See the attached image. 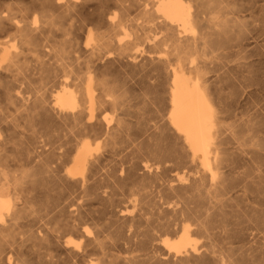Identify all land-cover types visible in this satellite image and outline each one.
Masks as SVG:
<instances>
[{
    "label": "bare ground",
    "instance_id": "6f19581e",
    "mask_svg": "<svg viewBox=\"0 0 264 264\" xmlns=\"http://www.w3.org/2000/svg\"><path fill=\"white\" fill-rule=\"evenodd\" d=\"M0 87V264H264V0H0Z\"/></svg>",
    "mask_w": 264,
    "mask_h": 264
},
{
    "label": "rangeland",
    "instance_id": "374dc122",
    "mask_svg": "<svg viewBox=\"0 0 264 264\" xmlns=\"http://www.w3.org/2000/svg\"><path fill=\"white\" fill-rule=\"evenodd\" d=\"M29 60H30V62H29ZM29 60H27L28 62H26V64H25V66H28L27 68H30V70H27V71H25V74H27V76L30 78H23L22 77V75H19V77H20V79H19V81H17L16 83L18 84V85H20V86H22V89L25 91V92H29L30 91V89L32 88V87H38V86H46L45 88H49L50 86H51V82H50V80L49 79H46V78H44V79H42L41 78V75L40 74H38V72H36V70L34 69V67H35V62H33V60H31V59H29ZM32 62V63H31ZM28 63V64H27ZM34 64V65H33ZM29 73V74H28ZM31 76V77H30ZM34 77V78H33ZM38 79V80H37ZM46 79V80H45ZM33 80H34V82H33ZM48 80V81H47ZM25 81V82H24ZM44 81H46V82H44ZM27 82H30V85H29V83H27ZM31 82H32V84H31ZM38 82V83H37ZM38 84V86H37V84ZM39 83H40V85H39ZM25 85H27V86H25ZM28 85H29V87H28ZM0 90H1V87H0ZM147 91V90H146ZM150 91L148 90L147 91V96H146V93H145V100H146V105H145V108H143V110H142V112H143V115L146 117V119L148 120V122L150 123L151 122V124H154L155 123V121L156 122H158L159 121V117L158 116H160V115H157V113H159L160 114V112H161V108H160V104H159V106H158V102L155 100H153L152 99V97H153V94L150 92ZM138 93V94H137ZM136 95V96H135ZM139 90H137V89H135L134 90V92H133V94H132V102L133 103H138L139 101ZM151 98V99H150ZM136 101V102H135ZM138 101V102H137ZM152 101V102H151ZM153 102L155 103V104H153ZM157 102V103H156ZM156 105V106H155ZM138 107V106H137ZM136 107V108H137ZM151 107H154V108H151ZM135 107L133 108L134 110L136 109ZM152 109V110H151ZM147 110V111H146ZM159 110H160V112H159ZM153 111H154V113H153ZM158 111V112H157ZM152 115V116H151ZM155 115V116H154ZM151 120V121H150ZM154 122V123H153Z\"/></svg>",
    "mask_w": 264,
    "mask_h": 264
}]
</instances>
